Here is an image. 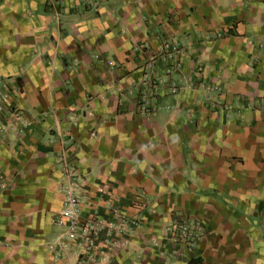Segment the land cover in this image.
Listing matches in <instances>:
<instances>
[{
	"label": "crops",
	"instance_id": "1",
	"mask_svg": "<svg viewBox=\"0 0 264 264\" xmlns=\"http://www.w3.org/2000/svg\"><path fill=\"white\" fill-rule=\"evenodd\" d=\"M0 90V264H264V0H0Z\"/></svg>",
	"mask_w": 264,
	"mask_h": 264
},
{
	"label": "built area",
	"instance_id": "2",
	"mask_svg": "<svg viewBox=\"0 0 264 264\" xmlns=\"http://www.w3.org/2000/svg\"><path fill=\"white\" fill-rule=\"evenodd\" d=\"M4 86H8L7 81H3ZM7 94L0 90V110L6 108ZM63 182L62 187L64 202L63 207L55 216V222L61 226H65L68 233L78 235L81 243L86 251L91 253L98 246L100 239H103L102 228L106 225L105 221L100 217L98 212L85 213L83 212L84 199L80 193V184L77 177V171L69 160L64 162ZM103 192L104 190L101 189ZM117 215V218L126 222L124 226H118L115 222L108 224V227L113 232L124 233L133 228L137 223L134 219L129 220L124 215ZM174 239L181 243H187L191 248L197 244L203 234V227L199 221L189 219H179L172 228ZM105 238V237H104ZM106 242V240H104Z\"/></svg>",
	"mask_w": 264,
	"mask_h": 264
},
{
	"label": "trees",
	"instance_id": "3",
	"mask_svg": "<svg viewBox=\"0 0 264 264\" xmlns=\"http://www.w3.org/2000/svg\"><path fill=\"white\" fill-rule=\"evenodd\" d=\"M178 221V220H177Z\"/></svg>",
	"mask_w": 264,
	"mask_h": 264
}]
</instances>
